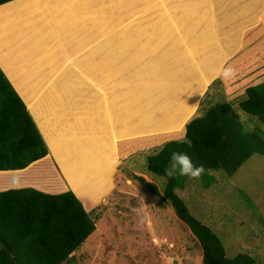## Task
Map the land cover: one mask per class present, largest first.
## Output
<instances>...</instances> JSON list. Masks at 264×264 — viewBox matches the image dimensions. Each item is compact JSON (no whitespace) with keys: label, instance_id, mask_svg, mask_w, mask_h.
I'll use <instances>...</instances> for the list:
<instances>
[{"label":"crops","instance_id":"0c3cea01","mask_svg":"<svg viewBox=\"0 0 264 264\" xmlns=\"http://www.w3.org/2000/svg\"><path fill=\"white\" fill-rule=\"evenodd\" d=\"M148 1L14 0L0 6V69L48 148L45 157L22 170L0 171V192L32 188L54 195L71 190L89 213L111 187V177L106 183L103 176L117 164V141L135 133L179 130L191 116L198 95L219 70L220 55L214 51L220 33L210 8L213 1L206 5L216 30L190 17V3L197 0H161L151 23L143 28L149 44L141 52L127 35L123 39L129 21L123 24L122 18L111 17L117 4L121 12L138 6L147 11ZM249 9L238 6L233 12ZM115 29L121 39L104 52ZM97 36H103L102 42L65 64V56L73 55L81 41V47L87 46ZM126 49L133 55L123 56ZM156 50L157 57L149 56ZM99 52L102 56H97ZM178 74L179 80L173 81ZM131 93L134 96L126 100L124 95ZM79 156H85L83 175L73 185L65 170L78 165ZM96 179L95 188L82 189ZM98 196L99 201L89 203Z\"/></svg>","mask_w":264,"mask_h":264},{"label":"rangeland","instance_id":"374dc122","mask_svg":"<svg viewBox=\"0 0 264 264\" xmlns=\"http://www.w3.org/2000/svg\"><path fill=\"white\" fill-rule=\"evenodd\" d=\"M160 1L149 0L147 11L138 6L134 11L125 10L126 13L119 11L122 8L117 4L114 6L117 11L110 16L112 21L122 18L123 24L129 21L123 39L127 35L126 40L135 48L139 46L141 52L146 51L149 44L143 28L146 30L151 23L153 10L161 6ZM212 1L210 8L214 9V19L219 23L221 34L217 36V51H214L220 55L219 70L198 95L190 119L199 117L215 103L226 102L234 108L244 131L264 136V124L237 109L245 88L264 81V0ZM238 6L250 9L235 15L233 9ZM195 8L188 12L196 24L202 23L216 30L211 9L202 5ZM118 29L110 35V44L104 52L121 39L116 36ZM108 31L111 34V30ZM102 40L103 36H97L87 46L78 45L73 55L65 56V64L69 65L73 58H81L87 47ZM125 51L123 56L133 55L131 49ZM159 53L156 50L149 56L157 57ZM179 75L173 81H178ZM173 140L182 141L183 133L181 136L162 132L135 133L115 143L117 164L112 172L104 171L103 176L106 183L111 177V187L98 206L88 213L95 230L65 264H200L198 243L175 217L171 207L160 199L165 180L145 169L146 158ZM84 157L79 156V164L65 170L73 185L82 179ZM135 176L153 184L157 192L154 194L142 187ZM175 181L174 193L183 200L191 215L218 235L227 258L246 254L253 259V264H264V155H251L231 175L222 170L203 171L199 179L177 175ZM96 184L97 179L82 189L95 188ZM99 200V196L92 197L89 203Z\"/></svg>","mask_w":264,"mask_h":264},{"label":"trees","instance_id":"16d2710c","mask_svg":"<svg viewBox=\"0 0 264 264\" xmlns=\"http://www.w3.org/2000/svg\"><path fill=\"white\" fill-rule=\"evenodd\" d=\"M11 1L0 0V5ZM206 1H192L189 9L207 7ZM81 44L84 45L82 41ZM131 94L124 95L125 99L130 100L134 96ZM243 95L237 109L264 124V81L245 88ZM185 123L179 130L165 132L177 136L183 133V140L166 142L158 154L146 158L145 169L165 180L160 199L198 243L200 264H253L246 254L225 256L216 235L191 215L174 193L175 177H165L164 169L176 151L186 153L204 171L222 170L231 175L251 155H264V136L244 131L234 108L226 102L213 104ZM47 154L25 104L0 69V171L22 170ZM134 178L150 192H157L153 184L139 176ZM94 230L93 219L69 190L54 195L32 188L0 192V264H65Z\"/></svg>","mask_w":264,"mask_h":264},{"label":"clouds","instance_id":"9594fccd","mask_svg":"<svg viewBox=\"0 0 264 264\" xmlns=\"http://www.w3.org/2000/svg\"><path fill=\"white\" fill-rule=\"evenodd\" d=\"M169 161V166L165 167L164 169V175L169 179L177 175L187 176L189 179H199L201 173L204 171L202 165H194L192 163L191 157L183 152H172Z\"/></svg>","mask_w":264,"mask_h":264},{"label":"water","instance_id":"95a60500","mask_svg":"<svg viewBox=\"0 0 264 264\" xmlns=\"http://www.w3.org/2000/svg\"><path fill=\"white\" fill-rule=\"evenodd\" d=\"M14 1V0H13ZM6 4V3H5ZM3 5V4H2ZM1 6V5H0Z\"/></svg>","mask_w":264,"mask_h":264}]
</instances>
